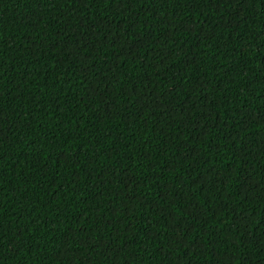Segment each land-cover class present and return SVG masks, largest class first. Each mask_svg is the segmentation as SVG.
Returning <instances> with one entry per match:
<instances>
[{
    "label": "trees",
    "instance_id": "trees-1",
    "mask_svg": "<svg viewBox=\"0 0 264 264\" xmlns=\"http://www.w3.org/2000/svg\"><path fill=\"white\" fill-rule=\"evenodd\" d=\"M0 264H264V0H0Z\"/></svg>",
    "mask_w": 264,
    "mask_h": 264
}]
</instances>
